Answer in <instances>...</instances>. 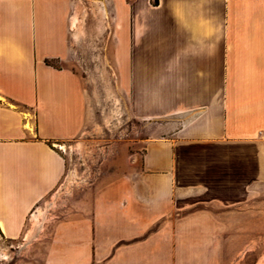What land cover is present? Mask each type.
<instances>
[{"label": "crops", "instance_id": "0c3cea01", "mask_svg": "<svg viewBox=\"0 0 264 264\" xmlns=\"http://www.w3.org/2000/svg\"><path fill=\"white\" fill-rule=\"evenodd\" d=\"M75 13L109 31L130 116L172 123L88 206L36 210L87 116L82 76L46 62L74 57ZM263 189L264 0H0V264H243L225 214Z\"/></svg>", "mask_w": 264, "mask_h": 264}, {"label": "rangeland", "instance_id": "374dc122", "mask_svg": "<svg viewBox=\"0 0 264 264\" xmlns=\"http://www.w3.org/2000/svg\"><path fill=\"white\" fill-rule=\"evenodd\" d=\"M92 16L93 19L90 17L86 21L84 39L74 42L77 46L73 48L74 57L54 63L82 76L87 94V116L77 137L57 142L58 146L65 147L60 152L66 159V174L36 210H42L43 206L44 210L48 207L47 210L61 212L71 210L73 205L88 206L98 187L132 173L139 165L146 141L165 135L172 123L170 119L142 121L130 116L127 93L120 89L117 80L109 31L105 34ZM72 170L76 176L67 182ZM235 211L225 214L230 225L222 241L223 258L226 262L244 258L243 264H251L264 253V189L255 200ZM0 252V258L11 262L18 257L11 245L3 246Z\"/></svg>", "mask_w": 264, "mask_h": 264}, {"label": "bare ground", "instance_id": "6f19581e", "mask_svg": "<svg viewBox=\"0 0 264 264\" xmlns=\"http://www.w3.org/2000/svg\"><path fill=\"white\" fill-rule=\"evenodd\" d=\"M72 29H73V36H74V42H81L83 39H84V36H85V27L83 26V23H82V20H79L78 19V16H77V13H75V15L72 17ZM60 148L62 150H65V147L63 145H60ZM79 148V146H78ZM76 176V172L75 171H70L67 178H68V181L67 182H70L71 180H73Z\"/></svg>", "mask_w": 264, "mask_h": 264}, {"label": "trees", "instance_id": "16d2710c", "mask_svg": "<svg viewBox=\"0 0 264 264\" xmlns=\"http://www.w3.org/2000/svg\"><path fill=\"white\" fill-rule=\"evenodd\" d=\"M46 62H47L48 64H54V61H53V60H46Z\"/></svg>", "mask_w": 264, "mask_h": 264}]
</instances>
